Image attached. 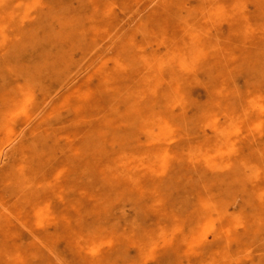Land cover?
I'll return each instance as SVG.
<instances>
[{
  "label": "rangeland",
  "instance_id": "374dc122",
  "mask_svg": "<svg viewBox=\"0 0 264 264\" xmlns=\"http://www.w3.org/2000/svg\"><path fill=\"white\" fill-rule=\"evenodd\" d=\"M0 11V264H264V0Z\"/></svg>",
  "mask_w": 264,
  "mask_h": 264
},
{
  "label": "bare ground",
  "instance_id": "6f19581e",
  "mask_svg": "<svg viewBox=\"0 0 264 264\" xmlns=\"http://www.w3.org/2000/svg\"><path fill=\"white\" fill-rule=\"evenodd\" d=\"M9 1H11V0H0V3L1 2H4V3H8ZM15 2V1H14ZM18 3V2H17ZM28 6V5H27ZM43 6V5H42ZM70 6V5H69ZM29 7V6H28ZM28 9H30V8H28ZM217 11V10H216ZM12 13V12H11ZM5 15V11H3V12H1L0 11V17H8L9 15H10V13H6V15ZM15 16V15H14ZM2 17V18H3ZM12 17V16H11ZM16 17V16H15ZM4 19V18H3ZM9 19V18H8ZM221 20V19H220ZM1 22V21H0ZM189 26V25H188ZM63 30V29H62ZM52 31V30H51ZM50 32V31H49ZM15 42V41H14ZM132 42V41H131ZM12 49V48H11ZM47 50V49H46ZM178 50V49H177ZM56 52V51H55ZM42 53V52H41ZM8 55V54H7ZM61 55V54H60ZM50 57V56H49ZM184 63V62H183ZM96 73V72H95ZM219 74V73H218ZM88 83V82H87ZM87 83H85L86 85H88ZM83 85V84H82ZM153 86V85H152ZM80 87L81 86H79V88L75 91V96H78V98L80 99V101L77 99V108L76 109H78V110H81L82 111V109H84V106H85V103L84 102H86V100H88L91 96H94L95 95V91L94 90H92L91 88H86V86L85 87H83V88H86V89H82V87H81V89H80ZM219 92V91H218ZM223 95V94H222ZM92 100V99H91ZM11 104V103H10ZM89 104V103H88ZM86 109H88V108H86ZM79 112V111H78ZM77 113V112H76ZM83 113V112H82ZM80 114V113H79ZM7 122V121H6ZM155 123V122H154ZM165 123V122H164ZM38 126V125H37ZM22 129V128H21ZM104 133V132H103ZM35 142V141H34ZM33 144V143H32ZM25 145V144H24ZM27 146V145H26ZM25 146V147H26ZM30 147V146H29ZM21 148V147H20ZM96 148V147H95ZM23 150H24V148H22ZM26 149V148H25ZM27 151V150H26ZM104 152V151H103ZM189 153V152H188ZM24 154V153H23ZM197 156V155H196ZM56 158V157H55ZM96 172V171H95ZM114 189V188H113ZM135 214V213H134ZM208 222V221H207ZM8 236V235H7ZM200 238V237H199ZM199 238H198V240H199ZM92 253V252H91Z\"/></svg>",
  "mask_w": 264,
  "mask_h": 264
}]
</instances>
